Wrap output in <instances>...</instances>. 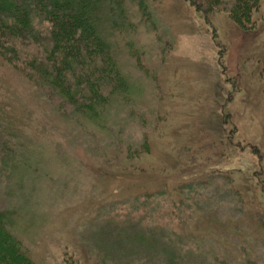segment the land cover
I'll list each match as a JSON object with an SVG mask.
<instances>
[{"label": "rangeland", "instance_id": "obj_1", "mask_svg": "<svg viewBox=\"0 0 264 264\" xmlns=\"http://www.w3.org/2000/svg\"><path fill=\"white\" fill-rule=\"evenodd\" d=\"M220 1L124 0V24L102 21L124 86L103 124L0 53V211L28 264H264V0L246 28ZM128 212L142 229L114 231Z\"/></svg>", "mask_w": 264, "mask_h": 264}, {"label": "trees", "instance_id": "obj_2", "mask_svg": "<svg viewBox=\"0 0 264 264\" xmlns=\"http://www.w3.org/2000/svg\"><path fill=\"white\" fill-rule=\"evenodd\" d=\"M33 1L35 9L31 12L22 4L15 5L12 0H0L1 55L6 61L25 71L35 89L42 90L44 87L43 90H49L53 97L71 106L72 113L80 119L92 124H103L106 118L104 112L111 103V96L117 89L124 93V86L120 75L115 74L110 37L100 25L102 21L104 25L105 20V25L109 23L107 26L111 29L118 24H124L115 18L119 12L124 13V0ZM222 3L220 0L195 2L196 7L203 6L206 10ZM259 4L260 0H230V6L225 11L235 23L246 28L252 12L257 10ZM141 5L142 2L139 1L140 12ZM45 24L47 25L44 26ZM35 25L46 31L47 35L46 38L39 39L43 43V51L28 56L19 49L18 38L25 32L33 35ZM9 145V150L6 148L2 156L6 166L14 165L20 160L21 163L24 162L21 165H25L26 162L21 158L22 153L15 157L14 151L18 149L13 144L11 147ZM131 216L129 212L123 214L121 217L124 218L113 230L129 229L131 232L134 229L136 231L135 227L140 228L142 223L135 226L131 222ZM6 218V213L0 211V258L5 255L16 264H28L30 259L8 229ZM153 229L157 230L156 227ZM138 234L132 236L136 244L152 246ZM171 261L168 258V264H174Z\"/></svg>", "mask_w": 264, "mask_h": 264}]
</instances>
